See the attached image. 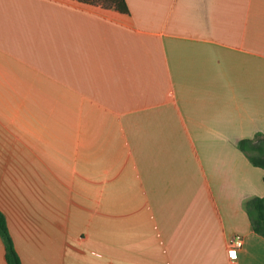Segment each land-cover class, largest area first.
I'll return each instance as SVG.
<instances>
[{
    "label": "crops",
    "instance_id": "crops-1",
    "mask_svg": "<svg viewBox=\"0 0 264 264\" xmlns=\"http://www.w3.org/2000/svg\"><path fill=\"white\" fill-rule=\"evenodd\" d=\"M125 1L0 0V211L21 264H264L199 140L230 105L264 123V0Z\"/></svg>",
    "mask_w": 264,
    "mask_h": 264
},
{
    "label": "clouds",
    "instance_id": "clouds-1",
    "mask_svg": "<svg viewBox=\"0 0 264 264\" xmlns=\"http://www.w3.org/2000/svg\"><path fill=\"white\" fill-rule=\"evenodd\" d=\"M257 131L264 132V123L254 109L230 105L205 122L199 136L208 174L222 197L240 208L245 199L264 196L241 154L234 150L238 140L254 139Z\"/></svg>",
    "mask_w": 264,
    "mask_h": 264
},
{
    "label": "trees",
    "instance_id": "trees-1",
    "mask_svg": "<svg viewBox=\"0 0 264 264\" xmlns=\"http://www.w3.org/2000/svg\"><path fill=\"white\" fill-rule=\"evenodd\" d=\"M83 3L101 5L114 8L121 12H128L125 0H77ZM241 151L245 153L249 161L264 171V134L256 133L254 139H242L238 142ZM264 182V174H263ZM251 228L258 235L264 237V196L250 197L244 201ZM0 237L4 244L5 259L7 264H21L18 253L15 250L13 240L9 233L6 218L0 211Z\"/></svg>",
    "mask_w": 264,
    "mask_h": 264
},
{
    "label": "built area",
    "instance_id": "built-area-1",
    "mask_svg": "<svg viewBox=\"0 0 264 264\" xmlns=\"http://www.w3.org/2000/svg\"><path fill=\"white\" fill-rule=\"evenodd\" d=\"M243 244L242 236L235 235L229 242V252L234 253Z\"/></svg>",
    "mask_w": 264,
    "mask_h": 264
},
{
    "label": "snow or ice",
    "instance_id": "snow-or-ice-1",
    "mask_svg": "<svg viewBox=\"0 0 264 264\" xmlns=\"http://www.w3.org/2000/svg\"><path fill=\"white\" fill-rule=\"evenodd\" d=\"M230 255H233V256H234V255H235V253H230Z\"/></svg>",
    "mask_w": 264,
    "mask_h": 264
}]
</instances>
